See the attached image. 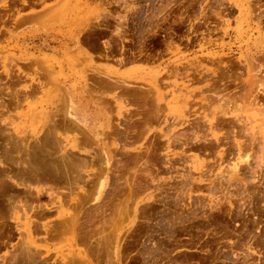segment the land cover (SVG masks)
Instances as JSON below:
<instances>
[{"label": "rangeland", "instance_id": "1", "mask_svg": "<svg viewBox=\"0 0 264 264\" xmlns=\"http://www.w3.org/2000/svg\"><path fill=\"white\" fill-rule=\"evenodd\" d=\"M262 238L264 0H0V264H264Z\"/></svg>", "mask_w": 264, "mask_h": 264}, {"label": "bare ground", "instance_id": "2", "mask_svg": "<svg viewBox=\"0 0 264 264\" xmlns=\"http://www.w3.org/2000/svg\"><path fill=\"white\" fill-rule=\"evenodd\" d=\"M249 66V65H248ZM250 68V67H249ZM258 69V68H257ZM258 71V70H257ZM254 74H256V73H254ZM231 75V74H230ZM227 77V76H226ZM235 78H237V76L235 77ZM262 78V77H261ZM227 80V79H226ZM237 80V79H236ZM262 80V79H261ZM113 84V83H112ZM148 88V87H147ZM247 89V88H246ZM203 91V90H202ZM95 93V92H94ZM155 94V93H154ZM138 97V96H137ZM242 97V96H241ZM244 97V96H243ZM247 97V96H246ZM141 98V97H140ZM146 98V97H145ZM235 98H237V97H235ZM234 98V99H235ZM150 99V98H149ZM148 100V99H147ZM154 100V99H153ZM152 100V101H153ZM236 100V99H235ZM145 101V100H144ZM228 102V101H227ZM229 103V102H228ZM245 103V102H244ZM131 104V103H130ZM157 104H158V102H157ZM228 105H230V104H228ZM144 106V105H143ZM158 106V105H157ZM156 106V107H157ZM224 106H225V104H224ZM147 108V107H146ZM160 108V107H159ZM158 108V109H159ZM163 108V107H162ZM153 109H154V107H153ZM151 110V111H154V110ZM161 109V108H160ZM159 111H161V110H159ZM156 113H158V112H156ZM160 113V112H159ZM70 114V113H69ZM130 114V113H129ZM150 115V114H149ZM74 117H75V119L76 120H78L80 123H82L83 125H86V122L83 120V118H81V116H79L78 114H75L74 115ZM126 118V117H125ZM128 118H129V116H128ZM158 118H159V116H158ZM147 119V118H146ZM157 119V118H156ZM125 121V120H124ZM148 122V121H147ZM146 123V122H145ZM107 125V124H106ZM144 125V124H143ZM145 125H147V123L145 124ZM102 126V125H101ZM108 126V125H107ZM116 126V125H115ZM152 126V125H151ZM127 127V126H126ZM147 127H148V125H147ZM115 128V127H114ZM56 129H57V132H56V134L58 135V132H59V130L61 129V130H64V131H68V132H74V131H81V134H83L84 133V126H79L77 123H75V122H73V121H71V120H68V118L67 119H65V121L63 122V123H60V124H58V126L56 125ZM89 129V128H88ZM140 129V128H139ZM141 130H143L144 131V129L142 128ZM83 132V133H82ZM103 132V131H102ZM105 132H107V131H105ZM90 133V132H89ZM100 133V132H99ZM77 134V133H76ZM102 134V133H101ZM79 135V134H78ZM90 135V134H89ZM181 135V134H180ZM117 136V135H116ZM141 136V135H140ZM58 137V136H57ZM92 137V136H91ZM87 138V137H86ZM93 138V137H92ZM177 138V137H176ZM96 139V138H95ZM90 140H92V141H94V139H91L90 138ZM86 141V139L84 138V139H82V142H85ZM134 141V140H133ZM233 141V140H232ZM76 143V142H75ZM93 143V142H92ZM92 143H91V145H92ZM95 143V142H94ZM93 143V144H94ZM183 144V143H182ZM85 145V144H84ZM90 145V144H89ZM95 145V144H94ZM61 146H62V144H61ZM93 146V145H92ZM219 146V145H218ZM89 147V146H88ZM79 149V148H78ZM83 149H84V147H83ZM75 150H77V148L76 147H71V151H66V147H62V156L60 157V163L62 164V165H64V164H66L67 162H71L72 160H74L73 158H75L76 156H78L77 155V153H76V151ZM82 150V149H81ZM80 150V151H81ZM84 150H86V149H84ZM148 151V150H147ZM6 153V152H5ZM81 153H86V152H81ZM72 157V158H71ZM108 160L110 159L109 158V156L108 157H106ZM72 159V160H71ZM115 159V158H114ZM95 160V159H94ZM83 160L81 159L80 160V162H82ZM86 161H87V159H86ZM146 161V160H145ZM144 161V162H145ZM163 161V160H162ZM99 162V161H98ZM100 162H101V160H100ZM135 162V161H134ZM143 162V161H142ZM143 162V163H144ZM92 162H90V164H91ZM133 163V162H132ZM151 163V162H150ZM100 164V163H99ZM162 165V164H161ZM91 166V165H90ZM153 167V166H152ZM100 168V167H99ZM122 168V167H121ZM124 168V167H123ZM103 169V168H102ZM148 169V168H147ZM77 170V169H76ZM79 170V169H78ZM78 170H77V172H78ZM81 170H82V168H81ZM99 170H101V169H99ZM150 171H151V169H150ZM62 171L61 170H59V169H56L55 170V173L58 175V174H62L61 173ZM149 172V171H148ZM64 173V172H63ZM100 173V172H99ZM103 173V172H102ZM79 174V173H78ZM147 174V173H146ZM76 175V174H75ZM80 175V174H79ZM72 176H74L73 174H72ZM77 176V175H76ZM75 176V177H76ZM94 176H96V175H94ZM99 176V175H98ZM101 176V175H100ZM149 176H151V175H149ZM67 177H69V176H67ZM77 177H79V176H77ZM76 177V178H77ZM148 177V176H147ZM72 178V177H71ZM132 178H133V176H132ZM68 179V178H67ZM125 179V178H124ZM129 179V178H128ZM135 179V178H134ZM130 181V180H129ZM70 182V181H69ZM68 182V183H69ZM98 182V181H97ZM133 189V188H132ZM133 192V191H132ZM88 195V194H87ZM131 198V197H130ZM127 199V198H126ZM81 202V201H80ZM79 202V203H80ZM127 202V201H126ZM82 204V203H81ZM76 205V204H75ZM81 206V205H80ZM79 209V208H78ZM123 217V216H122ZM198 217V216H197ZM41 218V217H40ZM119 218V217H118ZM253 221V220H252ZM251 221V222H252ZM71 222V221H70ZM246 224V223H245ZM69 226V225H68ZM227 226V225H226ZM219 227H221V226H219ZM227 229V228H226ZM61 230V229H60ZM67 230H68V228H67ZM231 232V231H230ZM99 234H101V233H99ZM103 234V233H102ZM218 234V233H217ZM104 235V234H103ZM219 235V234H218ZM257 235V234H256ZM99 236V235H98ZM100 237V236H99ZM108 238V237H107ZM106 238V239H107ZM260 238V237H259ZM171 239V238H170ZM105 241V240H104ZM248 244V243H247ZM97 248V247H96ZM219 251V250H218ZM219 254V253H218ZM216 255V254H215ZM217 257H219V255L217 256ZM215 258V257H214ZM227 259V258H226Z\"/></svg>", "mask_w": 264, "mask_h": 264}, {"label": "flooded vegetation", "instance_id": "3", "mask_svg": "<svg viewBox=\"0 0 264 264\" xmlns=\"http://www.w3.org/2000/svg\"><path fill=\"white\" fill-rule=\"evenodd\" d=\"M237 225H238V224H237ZM222 233H223V232H221V233L219 232V233H218V234H219L218 236H221ZM261 241H264V238H262ZM221 242H229V240H223V241H221ZM223 251H226V250H223Z\"/></svg>", "mask_w": 264, "mask_h": 264}, {"label": "crops", "instance_id": "4", "mask_svg": "<svg viewBox=\"0 0 264 264\" xmlns=\"http://www.w3.org/2000/svg\"><path fill=\"white\" fill-rule=\"evenodd\" d=\"M78 110V109H77ZM76 112V111H75ZM76 113H74V115H75ZM75 118V117H74ZM73 122H75V123H77L79 126H84L82 123H80L78 120H76L75 119V121H73Z\"/></svg>", "mask_w": 264, "mask_h": 264}]
</instances>
